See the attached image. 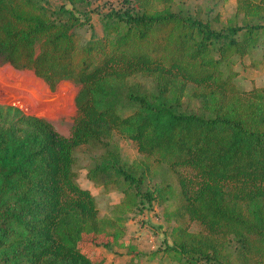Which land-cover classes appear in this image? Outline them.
Masks as SVG:
<instances>
[{
	"label": "trees",
	"instance_id": "1",
	"mask_svg": "<svg viewBox=\"0 0 264 264\" xmlns=\"http://www.w3.org/2000/svg\"><path fill=\"white\" fill-rule=\"evenodd\" d=\"M58 1L0 0V66L52 91L79 87L69 137L0 105V264H101L80 248L89 234L139 264L120 241L129 215L155 204L174 264H264V87L243 89L235 70L264 63V0H236L225 20L218 2L204 16L175 0H121L98 11L100 36L92 0ZM116 137L140 157L124 160ZM85 145L102 149L89 180L123 195L110 216L78 184Z\"/></svg>",
	"mask_w": 264,
	"mask_h": 264
},
{
	"label": "rangeland",
	"instance_id": "2",
	"mask_svg": "<svg viewBox=\"0 0 264 264\" xmlns=\"http://www.w3.org/2000/svg\"><path fill=\"white\" fill-rule=\"evenodd\" d=\"M61 2L51 0L52 5ZM175 2L176 5H183L194 12L200 9L204 16L206 8L218 2L216 9L219 10L222 20L230 17L236 7V0H175ZM120 3L121 0H92L89 7L91 23L99 36L102 35V26L98 11L106 12L110 8H118ZM68 7L71 8L69 4ZM81 35L83 41H86L90 37V31L84 28L81 30ZM259 58L260 52L257 51L255 60L258 61ZM235 70L238 72L237 83L243 89L264 87V63L254 67L251 66V60L245 58L241 64H236ZM143 82H146L145 85L148 88L152 87L148 80ZM78 91L79 87L69 80L59 82L52 91L47 83L31 70H16L10 65L0 66V105L12 107L17 98H23L26 94L29 98L40 96L48 98L47 102L36 107L32 115L47 120L61 135L66 137H69L72 132L77 114L75 98ZM115 142L120 146L124 160L131 162L140 157L130 141L116 137ZM101 153L100 147L85 145L78 147L75 155L78 184L95 196L100 215L103 217L112 215L114 207L121 201L123 195L118 190L107 191L89 180L88 170L94 166L95 159ZM164 176L165 171L161 170L156 180L160 181ZM191 229L197 230L198 226L192 224ZM111 242L113 239L104 234H89L83 237L80 248L101 264H129L128 249L115 244L112 248L106 247ZM120 242L134 248L135 260L139 264H174L162 253L166 243L171 244L172 241L167 224L162 219V207L157 204L152 210L129 215L126 233Z\"/></svg>",
	"mask_w": 264,
	"mask_h": 264
},
{
	"label": "built area",
	"instance_id": "3",
	"mask_svg": "<svg viewBox=\"0 0 264 264\" xmlns=\"http://www.w3.org/2000/svg\"><path fill=\"white\" fill-rule=\"evenodd\" d=\"M48 98L45 97H37V98H29L28 95L23 96V98H17L14 102V107L19 109L23 114L28 116H35L32 115L36 107L40 106L41 104L47 102ZM37 117V116H36Z\"/></svg>",
	"mask_w": 264,
	"mask_h": 264
}]
</instances>
